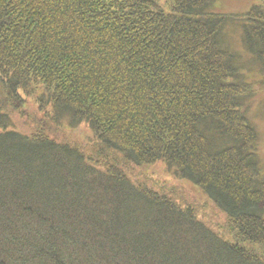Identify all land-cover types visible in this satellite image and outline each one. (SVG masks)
<instances>
[{"label": "trees", "instance_id": "trees-1", "mask_svg": "<svg viewBox=\"0 0 264 264\" xmlns=\"http://www.w3.org/2000/svg\"><path fill=\"white\" fill-rule=\"evenodd\" d=\"M216 2L0 0V264H264L256 86L224 36L264 73V0Z\"/></svg>", "mask_w": 264, "mask_h": 264}, {"label": "rangeland", "instance_id": "rangeland-1", "mask_svg": "<svg viewBox=\"0 0 264 264\" xmlns=\"http://www.w3.org/2000/svg\"><path fill=\"white\" fill-rule=\"evenodd\" d=\"M260 3L261 0H217V2L210 7V10L215 13L241 14L250 10L252 6ZM241 33V22L238 21L235 26L229 27V29L225 31L224 36L227 41V46L232 51L236 52V56H238V60L236 61L238 68L237 76L244 77L246 82L256 86L255 96L249 103L248 117L256 127L258 133L257 150L264 169V88L261 86L262 80H264V73L260 66L255 63V60L252 59L254 56L247 50L242 40ZM74 136L76 138H81L78 133L74 134ZM144 171L149 174L151 181L157 184L158 182H164V179L172 176L168 168L159 164L155 167H147ZM167 182L170 184V181ZM182 186L184 188L181 192L182 197L185 199L189 198L190 202L198 205L203 218L212 223V218L209 214L214 215L217 210L212 207V203L208 201L206 195L201 189L190 182H184ZM201 205H206V208L201 207Z\"/></svg>", "mask_w": 264, "mask_h": 264}]
</instances>
